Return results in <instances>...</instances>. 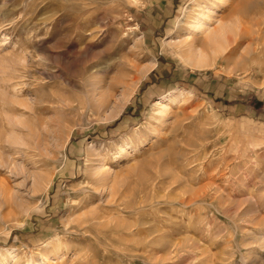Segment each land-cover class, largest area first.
Here are the masks:
<instances>
[{"label":"rangeland","instance_id":"374dc122","mask_svg":"<svg viewBox=\"0 0 264 264\" xmlns=\"http://www.w3.org/2000/svg\"><path fill=\"white\" fill-rule=\"evenodd\" d=\"M0 264H264V0H0Z\"/></svg>","mask_w":264,"mask_h":264},{"label":"bare ground","instance_id":"6f19581e","mask_svg":"<svg viewBox=\"0 0 264 264\" xmlns=\"http://www.w3.org/2000/svg\"><path fill=\"white\" fill-rule=\"evenodd\" d=\"M201 25V24H200ZM162 103V102H161ZM161 105V104H160ZM163 105V104H162ZM160 109H162V107L160 108ZM120 111L118 110V111H116V114H118ZM114 185H115V183H114ZM114 187V186H113ZM116 187V186H115ZM113 188V196H116V188ZM106 208H108V207H106ZM103 209H105V208H103ZM109 209H111V208H109ZM98 211H99V209H97ZM97 212V211H96ZM103 212V211H102ZM98 213V212H97ZM95 214V213H94ZM103 214V213H102ZM100 215V214H99ZM103 216V215H102ZM102 216H98V215H93L92 217H90V218H86L82 223H81V229H82V233H87V231L89 230V227L87 228L86 227V224L88 225V223H91V222H89V221H91V220H94V219H96V220H98V219H100ZM88 217V216H87ZM104 217V216H103ZM106 218V217H105ZM107 219V218H106ZM108 220V219H107ZM106 220V222H108ZM105 221V220H104ZM80 222H81V220H80ZM80 222H79V224H80ZM78 223V222H77ZM93 223V222H92ZM95 223V222H94ZM93 223V224H94ZM103 223V222H102ZM102 223H100V224H102ZM111 223V222H110ZM103 224H105V223H103ZM107 224V223H106ZM95 225V224H94ZM110 225V224H109ZM91 226H93V225H91ZM95 226H97V225H95ZM100 226V225H99ZM104 226H106V225H104ZM94 227V226H93ZM108 227V226H107ZM95 228V227H94ZM106 228V227H105ZM78 229H79V227H78ZM79 231V232H80ZM14 252V251H13Z\"/></svg>","mask_w":264,"mask_h":264}]
</instances>
